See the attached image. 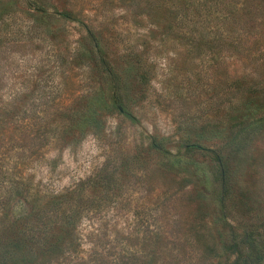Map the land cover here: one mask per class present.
I'll use <instances>...</instances> for the list:
<instances>
[{
  "label": "rangeland",
  "instance_id": "374dc122",
  "mask_svg": "<svg viewBox=\"0 0 264 264\" xmlns=\"http://www.w3.org/2000/svg\"><path fill=\"white\" fill-rule=\"evenodd\" d=\"M156 1L0 0V239L33 259L67 218L66 264H264V3Z\"/></svg>",
  "mask_w": 264,
  "mask_h": 264
},
{
  "label": "trees",
  "instance_id": "16d2710c",
  "mask_svg": "<svg viewBox=\"0 0 264 264\" xmlns=\"http://www.w3.org/2000/svg\"><path fill=\"white\" fill-rule=\"evenodd\" d=\"M187 0H183L185 3ZM264 0H240V4L242 8L245 10H249L250 6L255 5L256 3L262 4ZM251 3V4H250ZM234 11H241L237 9L236 2L234 4ZM260 7V6H259ZM153 17L157 18V23H160V20H164L165 17L168 15V8L159 1L154 0V2L150 5ZM258 11H264V6L260 7ZM231 15V12H230ZM260 15V14H258ZM3 123V122H2ZM30 127L27 125L24 128H21L17 132V139L19 142H25L26 138L31 137V130ZM48 141L44 142V145H47ZM24 149V148H23ZM26 150V149H25ZM24 151V150H23ZM35 152H31L33 154ZM64 220L63 225L57 229V264H66L69 262L68 259H64L63 256L66 254V248L69 246L70 237L75 234V230L69 227V223ZM13 227L11 239L8 241L0 239V264H53V260L51 259H43L38 261L36 259L31 258V254H29L28 248L32 242L31 236L26 234L25 231L21 230V227L15 228ZM252 252V251H251ZM93 256L89 257L86 261L80 257L79 261L72 262L73 264H113L112 262H103L100 259V253L97 250H93ZM253 253H250V256ZM249 257V256H248Z\"/></svg>",
  "mask_w": 264,
  "mask_h": 264
}]
</instances>
